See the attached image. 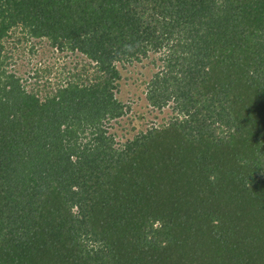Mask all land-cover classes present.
Returning <instances> with one entry per match:
<instances>
[{
	"label": "trees",
	"instance_id": "trees-1",
	"mask_svg": "<svg viewBox=\"0 0 264 264\" xmlns=\"http://www.w3.org/2000/svg\"><path fill=\"white\" fill-rule=\"evenodd\" d=\"M0 264H264V0H0Z\"/></svg>",
	"mask_w": 264,
	"mask_h": 264
},
{
	"label": "rangeland",
	"instance_id": "rangeland-1",
	"mask_svg": "<svg viewBox=\"0 0 264 264\" xmlns=\"http://www.w3.org/2000/svg\"><path fill=\"white\" fill-rule=\"evenodd\" d=\"M24 45L26 47V50L24 52L22 60L25 64L30 63V65L19 66L21 71H25L26 69H29V67H34V69L29 70L31 73H34L35 72L34 70L38 68L40 71L39 82L43 83L48 79L47 81L51 83L50 85H54L57 82L58 75H60L61 73L60 67L66 62L65 58L59 57L57 53H54L52 51L50 52L47 51L41 54L40 49L39 52H36L34 54L27 48L26 45L28 44L26 42L24 43ZM45 68L52 69V71L48 73L47 71L43 70ZM124 72L126 73L125 75L134 76L133 78L130 79L125 78L122 80V91L119 94V97H121L125 101L135 100L132 102L133 107L129 115H131V117L133 115H137V118L135 119V123H140L139 124L140 128L146 127L147 125L160 121L165 114L159 113L157 110L153 112L148 111L147 108L148 106L145 105L144 94H142L141 92L142 88H139V86L136 85L137 83L136 77L139 76L137 74V71H135V74L127 73L126 71ZM32 79L30 81H32ZM137 97H142V98L138 100ZM136 111L138 112L137 114L135 113ZM126 125H127L126 128H131L132 126L131 120H128L126 122ZM117 128L119 129L118 131L121 133H124L123 131H126V129L124 128V124H117L112 130H116Z\"/></svg>",
	"mask_w": 264,
	"mask_h": 264
}]
</instances>
